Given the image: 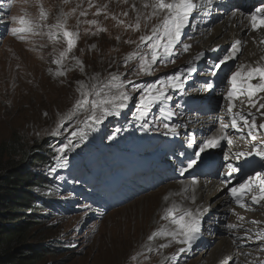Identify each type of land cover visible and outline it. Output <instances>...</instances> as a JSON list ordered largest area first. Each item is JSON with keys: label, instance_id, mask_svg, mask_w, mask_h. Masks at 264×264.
<instances>
[{"label": "rangeland", "instance_id": "obj_1", "mask_svg": "<svg viewBox=\"0 0 264 264\" xmlns=\"http://www.w3.org/2000/svg\"><path fill=\"white\" fill-rule=\"evenodd\" d=\"M148 1L152 2L0 0V143L15 139V142L26 149L44 143L42 149L35 150L46 152L47 163L33 168V171L43 175L48 183L34 191L44 203L48 214L32 235H35L33 241L41 240L43 244L55 249V253L45 259V264H206L207 253L216 246L213 237L208 239L210 242L205 247L191 245L190 248L186 244L178 245L167 235H161L159 244L154 246L148 237L155 229L170 230L173 227L169 221L162 219L165 210L176 207L177 204V193H173L172 197L167 196L169 187H180L189 180L196 182L195 178L202 179L209 175L205 172L200 175L190 174L191 169H188V173L178 177L175 174L176 168L181 170L180 165L187 167V164L182 162L184 158L187 161L195 160V166L204 168L208 166L204 161L206 154L212 152V159L215 158V163L220 166L216 168V179L222 182L229 177L224 175L228 171L227 164L230 163L239 169L240 165H234L233 157L229 151L226 152L223 142L221 147L206 149L197 158L194 154L199 147L193 148L189 156L185 153L181 155L186 148L181 146L180 138L184 135L187 137L186 131L182 130L189 128L188 124H183L186 116L192 118L191 124L199 128L203 127L201 125H204L202 123L205 121L204 126L209 129L204 135L193 134L196 143L201 145L205 138L216 134L217 114L227 113L224 109L226 103L221 100V96L229 88L226 77H230L231 72L236 70L240 56L245 53V45L242 42L241 52L237 54L236 59L221 66L216 83L209 77L210 71H207L212 65L208 55H203L197 67L188 64L192 51L201 48L209 40L207 35L195 39L197 41H189L190 37H195L191 32L192 28L198 25L200 20L207 21L208 15L203 11L200 14L202 16L195 17L198 19L195 23H189L181 36L182 43L173 49L175 55L172 59L175 62L172 63L165 57L164 60L168 62L158 61L150 73H142L139 71L140 54L148 53L149 50L146 46L137 48L139 38L142 35H150L152 27L160 22L157 17L149 18L152 9L144 7ZM221 2L224 6L228 4L224 0ZM41 7L47 14L44 21L39 20ZM21 17L38 25L34 28V33L22 34L23 39L12 34L13 29L21 26L18 23ZM58 22H62L68 31L76 34L75 46L59 65L54 61L60 58V53L66 50L67 44L62 33L54 27ZM137 22L140 25L139 30H134ZM217 23L221 24L219 19L208 24L206 33L216 27ZM183 44H190L187 52L182 51ZM227 51L228 48L218 50L219 55L213 61L217 62ZM132 53L136 55L128 59ZM147 58L150 60V55ZM77 61L80 63L77 64ZM188 68L193 69L189 74ZM57 72L64 74L57 75ZM176 74L181 75V81L178 82L182 86L181 91L178 88L173 90L167 80L169 76ZM113 75L118 77L116 83H123L121 90L130 97L126 106L117 110V115L107 116L99 125H86L79 123L85 119V114L81 111L71 119L65 120L57 129L61 118L72 109L79 97L81 85L89 92L92 91L93 85H96L98 90L103 88L108 91L104 86L111 82ZM203 78L206 80H202ZM206 82H212L211 90L207 89ZM153 84L156 85V89L152 90L153 95L156 90L163 89L171 99H161L146 110L144 117H140V100L149 93V86ZM194 96H198V104L200 103L197 110L188 106ZM183 98L186 104H183ZM240 98L245 101L247 96ZM253 98H256L253 99L256 107H251L248 103L242 104L250 109L257 108L259 102L264 101V93H258ZM209 99L212 100L209 103H212L211 109H208L207 105ZM169 105L170 109L177 113V119L182 117L181 123L180 118L176 121L177 131L174 133L164 127L165 124L169 127L175 124V119L167 115ZM177 106L181 110H177ZM202 115L204 118L210 115L212 120H216L213 123H209V119L201 121L199 117ZM255 118L257 125L263 122L262 117L259 119L256 115ZM226 122H230V119ZM74 131L78 133L75 137L72 136ZM160 132L164 136L160 135ZM189 132L191 137L193 132L190 128ZM261 134L263 133L257 135V139H260ZM231 135L237 140L241 136L237 132ZM200 136L204 138L201 139ZM69 139L72 141L71 145ZM127 139L128 142L131 141L132 146L125 143ZM171 139L175 140L172 146ZM242 139L250 143L255 142L247 138L246 133ZM188 140L192 138H188L187 143ZM89 145L98 148L96 157L90 161L89 166L86 165L88 156L74 155L72 159H66L71 157L70 153H82L84 146ZM61 147L65 148L64 153L59 152ZM146 148L142 155L141 151ZM116 151L122 152L125 157H117ZM157 153H173L176 157L167 164V174L163 173L162 167L156 162L150 164L152 170L150 175L145 177L141 171L151 163L150 156ZM180 155L183 158H180ZM226 155L229 157L227 160ZM58 157L60 159H57ZM81 167L77 173V169ZM72 172L77 173L76 178L82 174V181L76 184L71 180L69 174ZM262 172L264 162H258L251 168L249 175L264 174ZM242 173L243 168L234 172L230 179L234 181L237 174V183H244L247 178L242 177ZM62 177L65 182L60 181ZM90 177L92 181L88 185ZM237 186L239 185L235 187ZM161 199L163 203H170L166 209H159L158 201ZM226 200L227 207L232 208L235 217L229 222L231 211L225 215L219 212L217 216L222 217L218 224L223 227L234 225L236 230L248 232L251 236L248 245H238L240 256L243 257L242 264H264V238L257 236V233L264 232V201L252 204L250 197H246L243 202L248 207L240 208L229 193L226 194ZM179 209L183 210L181 207ZM239 213H246L250 218L260 213L262 217L258 218L257 223H253V219L243 221ZM208 218L212 220L210 223L217 219L213 216ZM153 219L158 221V228H155ZM202 232L207 238V231L203 229ZM228 232L230 233L229 229ZM252 242H255L253 246ZM180 246L186 247L183 252L179 251ZM248 249L250 251L247 252ZM236 263L240 264V261Z\"/></svg>", "mask_w": 264, "mask_h": 264}, {"label": "snow or ice", "instance_id": "obj_2", "mask_svg": "<svg viewBox=\"0 0 264 264\" xmlns=\"http://www.w3.org/2000/svg\"><path fill=\"white\" fill-rule=\"evenodd\" d=\"M145 8L151 7L152 12L149 14V18L157 17L160 22L152 27L150 35H142L139 38L137 48L146 46L149 50L148 53L140 54V66L139 71L142 73H150L153 65L158 61H165L164 58L168 57L169 61L174 63L172 59L175 55L173 49L177 44H181V36L184 33L185 28L189 26V18L193 15L194 11L199 7L195 0H153V3L145 4ZM127 15V13H125ZM47 19V14L41 7L39 12V20L44 21ZM139 19V18H138ZM248 25L252 31H258L264 29V8H256L254 12L247 16ZM21 25L18 28L12 30L14 36H19L23 39L22 34L34 33V28L38 25L34 21L21 17L18 21ZM94 23V22H93ZM63 36L64 41L67 44L65 51L60 53V58L55 60L54 63L60 64L61 61L71 52L75 46L76 34L68 31L62 22H58L54 25ZM131 27V25H130ZM139 22L136 23L134 30H139ZM51 38V34H50ZM131 43L132 41H128ZM261 44H264V39L260 40ZM242 41L236 40L230 47V49L221 57L217 62H214L210 66L212 76H217L221 70V66L227 64L228 61L236 59L237 54L240 52ZM191 46L189 44L182 45V51L187 52ZM136 53L130 54L128 59L135 56ZM150 55V60L147 58ZM203 53H198L194 59L200 60L203 57ZM264 60V57L261 58ZM80 62L77 61V64ZM193 69L188 68L187 71L191 72ZM183 71V70H182ZM63 72H57V75H63ZM229 88L224 94L223 99L227 101L226 112L229 115L230 122L221 121L219 134L206 138L200 145L199 150L195 152V156L199 158L201 153L206 149H214L221 146L222 141H226L227 145L231 147L233 145V139L229 137L227 131L229 128L237 133L241 134V138L246 137L255 141L257 135L264 130V123L257 125L256 118L250 111L245 114L242 110H236L235 101H238L241 96H247V102L251 107H256V102L253 97L258 93H264V64L256 63L254 65L239 64L236 66V71L231 73L230 77H226ZM118 77L113 75L111 82L105 85L109 90L104 91L103 88L97 89L96 85L92 86V91H85L84 85L80 87V95L75 100L72 109L61 118L57 125L59 129L65 120L71 119L81 111L85 114V119L79 123L86 125H99L103 123V120L109 115H117L118 109L122 110L126 106V102L130 99L121 89L124 87L123 83H116ZM169 86L175 90L181 85L178 83L181 81V75L176 74L167 78ZM257 81V83H253ZM207 89L213 88L212 82H206ZM115 89V91H112ZM156 89V85L149 86V93L145 95L139 104L140 117H144L147 113L146 110L150 106L156 104L161 99H171L170 96H166L163 89L156 90V94H152V90ZM264 99V98H262ZM260 109H264V103H260L257 108V112ZM264 116V113H261ZM169 129V132L174 133L175 128H170L168 124L164 125ZM56 131L53 132V135ZM167 134V133H166ZM78 135L77 132H73L72 136ZM83 139V136H81ZM72 141L69 139V145ZM78 146V145H77ZM188 147H192L191 143ZM59 152L64 153L65 148L61 147ZM255 155L264 160V134L260 135L259 146L254 145L250 152H236L234 158L239 160L242 157ZM57 159H60L59 157ZM225 159H229L226 155ZM196 163L195 160H189L186 168L181 169V175L188 169H191ZM228 171L224 175L231 176L234 172L239 171L238 168L232 164H227ZM195 183V181H193ZM255 190V191H254ZM229 195L236 202L240 208H247L248 205L244 203L246 197H250L252 204H260L264 201V174L257 173L255 176H249L244 183L239 184L237 187L229 189ZM167 199V197H165ZM200 212L195 214L189 210H181L175 206L165 210L162 219L167 220L173 226L170 230L161 229L153 232L148 239L151 241L160 235H167L172 238L177 244H186L190 248L192 242L198 238L200 232ZM241 219H243L241 217ZM253 223H257L253 221ZM231 229L234 225H228ZM258 238H264V232L257 233ZM168 245H161V247H167ZM185 249L180 248L179 251L183 252Z\"/></svg>", "mask_w": 264, "mask_h": 264}, {"label": "bare ground", "instance_id": "obj_3", "mask_svg": "<svg viewBox=\"0 0 264 264\" xmlns=\"http://www.w3.org/2000/svg\"><path fill=\"white\" fill-rule=\"evenodd\" d=\"M224 1H227V3H228L226 6H224V4H222L221 0H195V2L197 3V5H199V7L194 11L193 15L189 18L190 23L191 22L195 23L198 20V19H195V17H197V15L199 17L202 16L200 14L203 11H205V13H207V15L209 17L207 16V21L200 20L198 22L199 23L198 25H195V26L193 25L194 27L192 28L191 32L194 33L195 37H193L192 39L190 37L189 41L193 42V40H195L197 38L201 39L203 36H207V35H209V36H207V37H209V40L207 39L208 43L203 45L201 48H197V49H194L192 51L191 57L188 60V64L196 66V67L200 64L203 57L200 60L194 59V57L198 53H203L204 55H208L207 57L211 58L210 63L213 64L214 63L213 60H216L218 55H219L218 50L220 51V50H223L226 48H228V50H229L231 45L236 40H241L245 45V53H244V55L240 56V59L238 60L240 63L237 62L238 65L239 64L254 65L256 63L264 64V60L261 59L262 57H264V44L260 43V40L264 39V29H261L258 31H252L248 25V20H247V16L250 13L254 12L256 8H258V7L264 8V0H224ZM152 2H153V0H152ZM152 2L148 1L147 3L150 5ZM242 2H244V6H242ZM231 3L234 4L233 7L231 6L232 5ZM139 6H141V5H139ZM215 19H219L221 24L217 23L216 27H214L209 33H206L205 28L207 27L208 24H210ZM187 28H185V30ZM185 30H184V32H185ZM195 41H197V40H195ZM223 44H224V46H223ZM242 51H243V49H242ZM207 71L208 72L210 71L209 67H208ZM234 71H236V70H234ZM187 74H189V72ZM209 74H210L209 77L210 78L212 77L214 82L217 81L216 76L211 75V71L209 72ZM202 80H206V79L203 78ZM253 83H257V81H253ZM179 88H178V90L181 91L182 86H180ZM225 93H223V95L221 96V100L223 103L227 104V101H225L223 99V96ZM261 96H259V97H261ZM206 99H208V98H206ZM253 99H256V98H253ZM214 100H215V98H214ZM211 101H212L211 99L207 100V105L209 107L208 109L212 108V103L209 104ZM182 102H183V104H186V100L184 98H183ZM215 102H216V100H215ZM242 103H248L247 98L245 99V101L244 100L241 101V98L238 101H235L236 108L234 109V111L242 110L245 114H247L250 111L251 113H253L254 116H256V115L259 116V119H260V117H262L263 118L262 123H264V116L261 115V113H264V110L263 111L260 110L259 112H257L258 107L250 109L249 107H246V105H244ZM259 103H264V101H261ZM199 104H198V96H194V97H192V100L188 103V106H189V108H192L193 110H197L200 107ZM168 107H169V111H168L167 115L169 117L175 119V124L170 128H175L176 127L175 125L178 124L176 121L180 118L179 122L181 123L182 117H179L177 119L176 118L177 113L174 112L172 109H170V105ZM176 108H177V110H181L179 106H177ZM224 109H226V107H224ZM209 114H211V113H209ZM188 117L189 116H186L184 118L183 124L185 123V124L189 125V128L193 132L192 136L190 137L189 128L187 129V127H186V128H182V130L186 131L187 137L185 138L184 137L185 135H184V136H181V138H180L181 139L180 140L181 146L186 148V151L181 153V155L185 153L186 156L190 155L193 148L200 147V144L196 143L195 140L193 139V134L197 133L198 135H200V134L204 135L206 133V130L208 128H205L206 126H204L205 125L204 119H206L207 121L209 119V123L215 122L216 119L218 120V123L216 124V127L218 126L217 127L218 130H217V128H215V130H217V132L215 131V133H216L215 135L219 134L221 121L226 122L227 120L230 119L229 115L227 113L223 115V114H221V112L219 114H217L216 119H213V120L211 118L212 116H210V115L207 118H204L202 115V117H199V120L204 121L202 123L204 125H201V126H203L202 127L203 129H202V128H199L197 125L194 126L193 124H191V123H193L192 118L190 119ZM175 131H177V129H175ZM199 131H202V133H200ZM226 131H227V134L229 135V137L233 139V145L231 147H229L227 145L226 141H222L224 143V145L226 146V152L227 151L230 152L231 156L233 157L234 164L241 165V166H239V170H242V168H243L242 177L248 178L250 176L249 175L250 168H252L258 162H263L264 160L260 159L258 156H255V155L242 157L241 159L237 160L234 158V154L236 152H250L254 145L259 146L260 139L255 140L254 144H252L246 140H243L241 138V136L238 138V140L233 138V136L231 134L236 133V132L234 130H232L231 128H229ZM261 131L264 133V130H261ZM212 132H213V129H212ZM159 134L164 136V134L161 132ZM213 135L214 134H212L211 136H213ZM188 138H192V140H193V141L188 140V143H191V145H192V147H190V148L188 147V143H187ZM200 138L203 139L204 137L200 136ZM174 141H175L174 139H171L170 146L173 145L172 143ZM125 143L126 144L129 143L128 146H132L131 141L128 142V139L125 141ZM141 144H144V143H141ZM153 146H155V145H153ZM146 150H147V148L144 149L143 151H141V154L144 155ZM159 153H157L153 156H150L151 157V163H149V165L146 166V168H144L141 171V173L144 174L145 177H148V175H150V171L152 170V168L150 167V164L156 163V162H157V164H160L164 174L168 173L169 166L167 164H169L171 159H173L176 156L173 155V153H171V154L167 153V154H162V155H160ZM212 154H213L212 152H208L206 154L207 158L204 160L205 162L208 163V167L206 169L199 167L198 165L197 166L193 165V167L190 170L191 172H189L190 174L194 173V175H200L201 172H203L204 170H209V171H211L212 174L207 175L202 179L201 178H199V179L195 178L197 180L195 183H193L191 180H189L188 182L186 181L187 183H185L183 185L181 184L182 186H180V187H169L170 189L168 191L166 190L167 196L172 197L173 193H177L178 198H177V201H175V203H177L176 207H179V208L181 207L183 210H185V209L189 210V211L193 212L194 214L197 211L200 212V217H199L200 218V232L198 234V238L192 242V245H202L205 247V245H208L210 242V241H208V239H211L212 237L216 241L215 248L207 253L208 258L206 259L207 260L206 264H226L227 261H230V262L235 261V263L240 261V264H242L243 257L240 256L241 250L238 248V245L239 246H241V244L248 245L251 241V236L249 235L248 232H243L242 230H236L234 227L230 229L228 227V225H230V224H228L224 227L219 225L218 223H219L220 218L222 216H217V214L219 212L220 213L222 212L225 215L226 212L231 211V216L229 217L230 218L229 222H232V220L234 219V217H235L234 211L231 210L232 208L227 207L226 194L229 193L230 188L235 187L236 185H239V183H237L238 178H236V175H235L234 181H231L230 179L225 180V182L218 181L216 179L215 174L217 173L216 168H219L220 166H218V164L215 163V161H214L215 158L212 159L213 158ZM181 155H180V158H183ZM162 160H164V162ZM182 162H184L186 164L188 163V161L185 158L183 159ZM180 166L182 169L183 166H186V165H180ZM185 173H188V172L185 171L183 173V175ZM175 174H177L178 177H181V170H178L176 168ZM162 195L163 194H161V196ZM161 196L159 198H161ZM158 204H159V209H161V210L166 209L167 206L170 205L169 202L163 203L162 199L158 201ZM161 210H160V212H161ZM211 216L217 217V219H215L216 221L213 223L212 222L210 223V221H212V220H210V218H208ZM239 216L243 218L242 219L243 221H250V219L257 221V220H259L258 218L262 217V214H260V213L256 214L255 216H253L251 218L246 213H239ZM157 223H158V221L153 219V224H154L155 228L158 225ZM154 226H153V228H154ZM163 227H164V224H163ZM203 229L205 231H207V233H206L207 238H206V236H204L202 234ZM228 229L231 233V235H230L231 237L229 236L230 233L228 232ZM158 230H160V229H155L152 231V233L155 231H158ZM160 236H158L152 240V245L157 246L159 244L158 242H159ZM253 243H255V242L251 243L252 246L254 245ZM178 245H180V244H178ZM252 246H251V248H252ZM180 248H181V246H180ZM183 248H186V247L183 246ZM248 251H250V250L248 249L247 252Z\"/></svg>", "mask_w": 264, "mask_h": 264}, {"label": "trees", "instance_id": "obj_4", "mask_svg": "<svg viewBox=\"0 0 264 264\" xmlns=\"http://www.w3.org/2000/svg\"><path fill=\"white\" fill-rule=\"evenodd\" d=\"M43 146L40 143L26 149L15 139L0 143V264H45V259L55 253L52 246L33 241L32 235L48 214L34 191L48 183L33 171L47 163L46 152L35 150ZM85 149L70 153V158L83 156ZM75 176L71 174L72 179Z\"/></svg>", "mask_w": 264, "mask_h": 264}]
</instances>
